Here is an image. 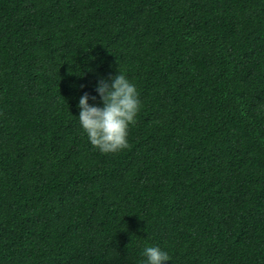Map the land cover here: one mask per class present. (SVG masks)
<instances>
[{
    "label": "trees",
    "instance_id": "obj_1",
    "mask_svg": "<svg viewBox=\"0 0 264 264\" xmlns=\"http://www.w3.org/2000/svg\"><path fill=\"white\" fill-rule=\"evenodd\" d=\"M118 68L141 108L105 154L77 104ZM146 245L264 264V0H0V264Z\"/></svg>",
    "mask_w": 264,
    "mask_h": 264
},
{
    "label": "clouds",
    "instance_id": "obj_2",
    "mask_svg": "<svg viewBox=\"0 0 264 264\" xmlns=\"http://www.w3.org/2000/svg\"><path fill=\"white\" fill-rule=\"evenodd\" d=\"M95 93L97 95L85 92L79 97L76 117L94 148L105 154L115 153L128 145L130 127L135 124L141 108L139 91L137 85L118 68L116 74L97 79ZM142 256V264H166L170 261L168 251L158 245H146Z\"/></svg>",
    "mask_w": 264,
    "mask_h": 264
}]
</instances>
